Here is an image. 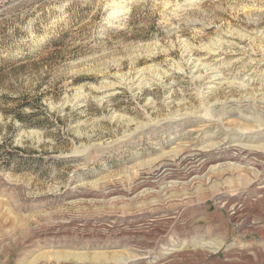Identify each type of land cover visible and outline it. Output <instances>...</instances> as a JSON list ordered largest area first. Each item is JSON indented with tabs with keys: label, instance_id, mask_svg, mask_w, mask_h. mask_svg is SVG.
<instances>
[{
	"label": "rangeland",
	"instance_id": "1",
	"mask_svg": "<svg viewBox=\"0 0 264 264\" xmlns=\"http://www.w3.org/2000/svg\"><path fill=\"white\" fill-rule=\"evenodd\" d=\"M263 183L264 0H0V264H264Z\"/></svg>",
	"mask_w": 264,
	"mask_h": 264
},
{
	"label": "bare ground",
	"instance_id": "2",
	"mask_svg": "<svg viewBox=\"0 0 264 264\" xmlns=\"http://www.w3.org/2000/svg\"><path fill=\"white\" fill-rule=\"evenodd\" d=\"M115 7V6H114ZM119 8V7H118ZM117 7H115L114 8V10H111L110 12H109V14H111V15H113V14H115L117 11H119V10H121V9H118ZM121 8V7H120ZM122 8H125V9H127V7L126 6H122ZM124 10V9H123ZM125 11V10H124ZM212 52V51H211ZM195 66V65H194ZM214 78V77H213ZM231 101V100H230ZM227 142V141H226ZM228 143V142H227ZM187 144V143H186ZM193 146V145H192ZM225 146V145H224ZM229 146V145H228ZM216 147V148H215ZM233 147L236 149V151L237 152H239V153H241V152H243V151H247V149L248 148H246V146H243L242 144L241 145H239V144H234L233 145ZM219 149V150H221L220 148L221 147H219L218 148V146H217V144H207V145H205V146H202V147H191V145H185V150L184 151H182V152H180V154H178V156H176L175 158H174V161H173V159L171 160V161H173V162H171L170 160L169 161H160V162H158V163H156V165L154 166V168H152V175L154 176V175H161V176H163V175H165V173L168 171V168L170 167V166H172V165H175V164H177V163H180V162H183V161H195V162H198L199 163V165L201 166L202 165V163H201V158L204 156V154H205V151H211V150H213V149ZM226 148V147H225ZM228 149H230V148H228ZM252 149V148H251ZM234 151V150H233ZM236 151H235V153H236ZM252 151V150H251ZM229 152H230V150H229ZM232 152V151H231ZM230 152V153H231ZM254 152V151H253ZM178 153V152H177ZM234 153V152H233ZM237 154V153H236ZM247 153H246V155H243L242 157H241V159L242 158H247ZM221 157H223V156H221ZM221 157H218L217 158V162H219V163H217L216 165H218V166H221L222 165V163H221ZM232 157V156H231ZM227 158V157H226ZM233 158V157H232ZM214 159H216V157L214 158ZM238 159V158H237ZM159 160V159H158ZM240 160V159H239ZM177 166V165H176ZM193 169V168H192ZM150 174V173H149ZM258 192L262 195V194H264V183L263 184H261V185H259L258 187ZM231 214H235V213H237L238 214V212H239V209H238V206H236V204H233L232 206H231ZM168 250L169 251H167L166 252V254H172V252L173 251H175V249L173 248V247H169L168 248ZM150 251V250H149ZM137 253V252H136ZM147 254V252H144V250H143V252H142V250H141V252H139V253H137L136 254V256H132V257H129V258H126V259H123V263H128V262H133V261H140V260H142V259H144V258H147L148 256L146 255ZM122 264V263H121Z\"/></svg>",
	"mask_w": 264,
	"mask_h": 264
}]
</instances>
